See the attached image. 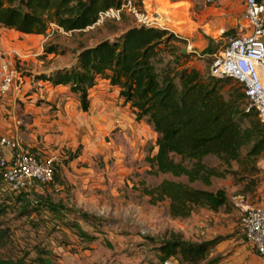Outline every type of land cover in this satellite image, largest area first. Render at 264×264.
<instances>
[{"label": "rangeland", "instance_id": "rangeland-1", "mask_svg": "<svg viewBox=\"0 0 264 264\" xmlns=\"http://www.w3.org/2000/svg\"><path fill=\"white\" fill-rule=\"evenodd\" d=\"M243 9V0H127L121 11L102 15L83 31L51 24L45 34L34 35L0 25V65L11 63L22 82L0 100V139L15 137L24 147L58 157L54 180L23 194L12 192L0 174V201L17 198L8 200L11 207L3 218L11 235L4 256L28 254L30 259L43 252L57 264H164L158 247L178 235L211 244L203 264H264L240 224L241 205L255 204L258 189L264 188V158L257 162L256 193L239 194L251 177L231 174L212 187L226 190L228 210L197 208L188 218H173L168 201L153 204L144 191L174 179L154 174L148 161L156 153L157 134L145 119H136L119 90L98 79L85 111L69 86L41 78L75 65L84 46L140 25L185 39L180 47L188 54L187 64L210 75L213 57L225 44L219 29L234 31ZM209 43L213 53L205 51ZM52 48L56 52H49ZM205 161L219 165L215 157ZM84 214L90 221L82 219Z\"/></svg>", "mask_w": 264, "mask_h": 264}, {"label": "trees", "instance_id": "trees-1", "mask_svg": "<svg viewBox=\"0 0 264 264\" xmlns=\"http://www.w3.org/2000/svg\"><path fill=\"white\" fill-rule=\"evenodd\" d=\"M126 1L0 0V25L34 35L45 34L51 24L65 31H83L111 9L121 11ZM235 32L227 30L224 35ZM181 43L186 40L168 29L133 26L119 37L84 46L75 65L41 78L56 86H69L79 95L85 111L89 108V90L98 79L108 80L117 88L136 119H145L157 134L156 153L148 159L154 174L174 178L145 187V194L153 204L168 201L170 215L184 219L197 208L212 212L229 209L226 190L212 189L216 179L231 174L251 177L239 194L256 191L260 183L257 162L264 158V124L256 109L248 110L247 97L236 80L205 75L188 65ZM211 46L206 47L207 53H213ZM49 52L56 51L52 48ZM207 157H215L219 165L206 163ZM234 164L239 170L233 169ZM57 167L58 162L54 177ZM16 199L0 201V264H57L43 252L30 259L28 254L3 255L11 237L3 218L11 207L8 200ZM90 218L82 215L85 221ZM75 226L83 236H89L78 224ZM211 248L208 242H187L174 235L162 241L158 251L164 262L175 259L179 264H203Z\"/></svg>", "mask_w": 264, "mask_h": 264}, {"label": "built area", "instance_id": "built-area-1", "mask_svg": "<svg viewBox=\"0 0 264 264\" xmlns=\"http://www.w3.org/2000/svg\"><path fill=\"white\" fill-rule=\"evenodd\" d=\"M216 3L221 0H206ZM111 9L104 13L109 14ZM103 14V15H104ZM226 30L220 31L224 35ZM223 48L213 57L212 75L232 77L244 91L248 110L256 109L264 124V0H244L242 18L234 34L224 35ZM18 70L8 62L0 65V100L21 87ZM58 157L24 147L15 137L0 139V174L15 192L28 191L53 180ZM240 224L247 243L264 257V205H241ZM164 264H179L167 259Z\"/></svg>", "mask_w": 264, "mask_h": 264}, {"label": "crops", "instance_id": "crops-1", "mask_svg": "<svg viewBox=\"0 0 264 264\" xmlns=\"http://www.w3.org/2000/svg\"><path fill=\"white\" fill-rule=\"evenodd\" d=\"M243 2H244V0H243ZM244 10V9H243ZM242 15H243V13H242ZM241 18H242V16H241ZM240 22V21H239ZM239 22L237 23V26H238V24H239ZM235 29H236V27H235ZM222 30H226L225 29V27H222L221 29H219V31H222ZM264 188H259L258 189V191H259V194H257L256 196H255V204H253V205H251V206H256V205H264ZM256 193V192H255Z\"/></svg>", "mask_w": 264, "mask_h": 264}]
</instances>
